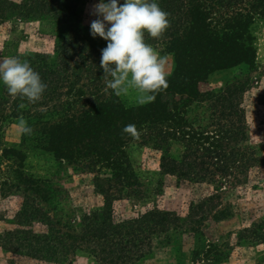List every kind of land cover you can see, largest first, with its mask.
<instances>
[{"label":"rangeland","instance_id":"374dc122","mask_svg":"<svg viewBox=\"0 0 264 264\" xmlns=\"http://www.w3.org/2000/svg\"><path fill=\"white\" fill-rule=\"evenodd\" d=\"M68 3L75 5L66 19L72 27L55 17L53 11L40 16L11 9L16 4L35 9L34 0H0V57L35 52L55 56V47L64 34L73 35L79 26L92 47H106L103 38L90 34V24L97 19L94 6L99 0ZM251 32L255 64L242 63L210 74L198 85L209 93V99L193 103L187 111L190 121L211 131L209 106L219 97H227L226 106L238 111L233 121H241L245 133L238 141L223 142L230 144V149L251 152L242 162L243 174L235 172L236 179L216 176L214 181L202 182L166 174L160 167L162 152L152 143L137 139L127 148L129 184L120 185L122 190L113 205L115 221L137 217L150 209L186 216L192 204L214 195L217 188L222 194L216 202L217 210H223L225 218L216 220V210L202 219L196 216L200 221L172 232L169 243L129 264H257L264 258V242L256 241L257 235L264 233V16L255 18ZM150 46L168 57L166 70L170 74L175 68L174 55L161 44ZM119 97L126 106L141 104L134 88ZM29 110L25 100L9 95L0 84V264H102L93 245L74 250L67 241L64 245L57 243L56 249L63 252L54 253L55 259L50 260L42 245L33 242L32 233H45L50 223L79 226L86 213L103 206L104 197L95 189L94 172L79 161L59 159L44 148L47 122L57 116L41 109ZM21 121L32 129L30 134L23 132ZM182 149L180 143L172 144L171 151L177 158ZM246 228L253 232L245 233Z\"/></svg>","mask_w":264,"mask_h":264},{"label":"trees","instance_id":"16d2710c","mask_svg":"<svg viewBox=\"0 0 264 264\" xmlns=\"http://www.w3.org/2000/svg\"><path fill=\"white\" fill-rule=\"evenodd\" d=\"M157 3L168 13L169 26L158 38L145 33L144 40L149 45L161 44L172 53L175 68L167 76L168 87L158 92L154 101L126 106L111 89L106 90L110 77H104L100 67L102 49L91 46L81 26L75 27L73 35L64 34L55 47V56L39 52L19 56L30 63L47 85L38 101L23 99L31 109L29 112H33L32 108L41 109L58 118L47 122L44 148L59 159L79 161L94 172L95 189L104 197L103 206L86 213L79 226L50 223L45 233H32L33 242L42 245L50 260L63 252L55 244L64 245L67 241L74 250L81 245H93L102 264H129L169 243L172 232L200 221L196 216L202 219L216 210V220L225 218L223 210H217L216 202L222 195L217 188L214 195L192 204L186 216L159 209L120 221L113 216L114 202L122 190L120 185L127 186L131 177L127 148L134 140L152 143L162 152L163 173L198 182L214 181L216 176L236 179V173L243 174L242 162L250 157V151H236L230 149V144L224 145V140L238 141L245 133L243 123L233 121L238 111L226 106V96L209 106L211 131L190 121L187 111L193 103L209 99V93L201 91L198 85L210 74L242 63L255 64L251 25L256 17L264 16V0ZM34 4L35 9L22 4L11 9L40 16L53 11L55 17L72 27L66 19L75 5L68 0H34ZM128 124L136 126V137L122 132ZM174 142L183 147L178 158L171 151ZM244 232L253 230L246 228ZM256 241L264 242V233L257 235ZM257 264H264V258Z\"/></svg>","mask_w":264,"mask_h":264},{"label":"clouds","instance_id":"9594fccd","mask_svg":"<svg viewBox=\"0 0 264 264\" xmlns=\"http://www.w3.org/2000/svg\"><path fill=\"white\" fill-rule=\"evenodd\" d=\"M94 11L97 19L90 24V34L107 42L100 58L104 77H110L106 90L121 96L134 88L141 104L154 101L168 87V57L145 43L144 36L160 37L169 26L168 13L157 0H99ZM0 84L9 95L29 102L38 101L47 87L30 63L16 56L0 57ZM21 125L24 133L32 132L24 121ZM122 132L137 136L134 124L125 125Z\"/></svg>","mask_w":264,"mask_h":264}]
</instances>
